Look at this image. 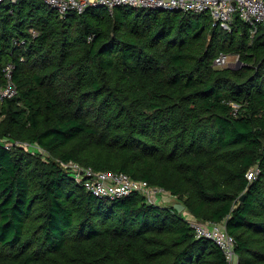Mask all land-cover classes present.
I'll use <instances>...</instances> for the list:
<instances>
[{"label": "trees", "instance_id": "16d2710c", "mask_svg": "<svg viewBox=\"0 0 264 264\" xmlns=\"http://www.w3.org/2000/svg\"><path fill=\"white\" fill-rule=\"evenodd\" d=\"M221 52L240 63L216 66ZM8 61L0 264H228L185 210L225 226L238 264H264L263 25L251 35L237 16L228 30L204 12L131 6L61 17L18 0L0 4V81ZM69 160L145 179L184 209L97 197Z\"/></svg>", "mask_w": 264, "mask_h": 264}, {"label": "built area", "instance_id": "2783aa9c", "mask_svg": "<svg viewBox=\"0 0 264 264\" xmlns=\"http://www.w3.org/2000/svg\"><path fill=\"white\" fill-rule=\"evenodd\" d=\"M18 0H0V4L12 5ZM47 5L54 8L63 17L71 12L82 13L89 6H105L109 12L117 6H131L143 8H157L163 10H184L204 12L211 16L215 23L224 29L230 30L233 20L237 16L251 25V35L255 33L259 25L264 26V0H44ZM33 35L37 30L30 29ZM92 35L88 38L91 39ZM24 40L22 39L21 42ZM13 42L18 43L16 37ZM228 54L219 53L213 63L216 66L227 65ZM22 59L23 57L20 56ZM238 60L236 56V61ZM13 61L6 62L2 67V80L0 81V103L6 98L17 94V85L13 77ZM9 148L13 143L0 139ZM24 143V142H23ZM22 144V143H20ZM23 145V144H22ZM27 149L43 152V148L35 144V150L25 142ZM63 166L73 172L74 178L83 187L97 197L116 198L137 192L143 195L150 203H159L162 195L173 196L168 190L156 185H151L147 180L135 178L121 170L95 169L92 166H82L75 161L62 162ZM162 194V195H161ZM175 197V196H174ZM195 235L212 239L224 252L228 264L237 258L235 251L236 240L225 226L215 221L189 220Z\"/></svg>", "mask_w": 264, "mask_h": 264}, {"label": "rangeland", "instance_id": "374dc122", "mask_svg": "<svg viewBox=\"0 0 264 264\" xmlns=\"http://www.w3.org/2000/svg\"><path fill=\"white\" fill-rule=\"evenodd\" d=\"M227 60H228V63L227 65H223V66H228V65H238V62L236 61V55L235 54H228V57H227ZM222 67V66H221ZM24 142V143H23ZM25 142L26 141H22V144H23V148L24 150L27 151V146L25 145ZM34 153V152H33ZM162 195V194H161ZM162 199L160 200V202L158 204H161V205H168L170 204L169 202V199H170V195L168 196V194H164L162 195ZM174 198V200L176 199V197L172 196ZM186 212V216L189 220H195L194 217L192 215L189 214V211L185 210ZM231 264H238V258H235Z\"/></svg>", "mask_w": 264, "mask_h": 264}, {"label": "water", "instance_id": "95a60500", "mask_svg": "<svg viewBox=\"0 0 264 264\" xmlns=\"http://www.w3.org/2000/svg\"><path fill=\"white\" fill-rule=\"evenodd\" d=\"M238 64L240 63V61H238ZM244 198V195H241L240 199L242 200ZM174 207L178 210V211H182L184 209V205L181 202H175Z\"/></svg>", "mask_w": 264, "mask_h": 264}, {"label": "crops", "instance_id": "0c3cea01", "mask_svg": "<svg viewBox=\"0 0 264 264\" xmlns=\"http://www.w3.org/2000/svg\"><path fill=\"white\" fill-rule=\"evenodd\" d=\"M169 201H171L169 203H173L174 204L176 202V199L174 200V198L171 196L170 199H169Z\"/></svg>", "mask_w": 264, "mask_h": 264}]
</instances>
